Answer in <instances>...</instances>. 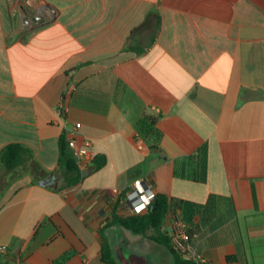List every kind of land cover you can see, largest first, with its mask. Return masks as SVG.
<instances>
[{
    "label": "crops",
    "instance_id": "crops-1",
    "mask_svg": "<svg viewBox=\"0 0 264 264\" xmlns=\"http://www.w3.org/2000/svg\"><path fill=\"white\" fill-rule=\"evenodd\" d=\"M34 1L26 19L0 0V168L18 143L62 175L78 123L106 163L58 192L31 175L0 191V262L106 264L118 199L147 178L193 205L201 262L264 264V0Z\"/></svg>",
    "mask_w": 264,
    "mask_h": 264
},
{
    "label": "trees",
    "instance_id": "trees-1",
    "mask_svg": "<svg viewBox=\"0 0 264 264\" xmlns=\"http://www.w3.org/2000/svg\"><path fill=\"white\" fill-rule=\"evenodd\" d=\"M144 121L155 124L157 118H145ZM60 164L61 173L63 176V186L61 190L69 189L80 184L83 177V170L80 168L77 160L74 157L72 150L69 147L68 139L65 135L62 136L60 143ZM157 147H152V150ZM106 163L105 157H97L93 160L92 166L95 170H99ZM31 175L39 182L43 180L48 173L35 160L32 151L24 145L15 143L6 146L1 153V168H0V191L6 189L12 182L24 176ZM139 176V173H136ZM143 181L147 187L154 189V182L144 178ZM121 194L118 199V205L128 203V192ZM171 202L168 196L156 193L154 200L148 209L140 214L130 213L128 215L113 214L112 223L106 227H117L120 230L129 231L132 235L143 236L153 242L157 249L153 253L159 256L160 251H164L171 256L172 264H209L196 262L191 258L185 257L175 246L172 236L169 232L164 231L163 227L167 216L173 210L175 216H180L187 223V234L189 243L192 241L194 231L193 225L194 207L189 203L178 202L171 208ZM102 259L106 264H121L115 256L114 245L111 239L103 234ZM151 254V255H153ZM3 264H14L13 261H6Z\"/></svg>",
    "mask_w": 264,
    "mask_h": 264
},
{
    "label": "built area",
    "instance_id": "built-area-1",
    "mask_svg": "<svg viewBox=\"0 0 264 264\" xmlns=\"http://www.w3.org/2000/svg\"><path fill=\"white\" fill-rule=\"evenodd\" d=\"M15 1V0H10ZM17 6L21 8L24 7L30 12H37L38 7L35 4L34 0H17ZM20 8V9H21ZM81 128V124H76L75 129L71 132V137L68 138L69 147L72 150L75 159L77 160L80 168L83 170L85 167L90 165L93 161V154L87 147V145L79 146L76 142L75 135L77 130ZM144 181L141 178H138L133 181L131 185V191L127 194L129 199V204L131 206V212L134 214H140L146 209L149 208L152 201L154 200L156 193L144 185ZM174 223L171 226V233L172 239L176 248L185 255L187 258H191L196 262H201V259L197 257L194 249L191 247L189 243V237L186 232L187 230V223L183 221L180 216L174 215ZM7 248L0 247V254H6Z\"/></svg>",
    "mask_w": 264,
    "mask_h": 264
},
{
    "label": "water",
    "instance_id": "water-1",
    "mask_svg": "<svg viewBox=\"0 0 264 264\" xmlns=\"http://www.w3.org/2000/svg\"><path fill=\"white\" fill-rule=\"evenodd\" d=\"M22 13L28 19L30 14L33 12L28 11L24 7L21 8ZM42 17L37 16L35 17L36 21H40ZM87 175V171H83V177ZM41 185L49 188L52 191H60L63 186V176L61 174H51L47 178L41 181ZM146 186V183H144ZM127 241L122 240L118 242L116 240V245H115V256L118 259V261L121 264H156L154 260H152L149 256H140L134 252L129 251L126 246H127ZM0 264H2L0 262Z\"/></svg>",
    "mask_w": 264,
    "mask_h": 264
},
{
    "label": "rangeland",
    "instance_id": "rangeland-1",
    "mask_svg": "<svg viewBox=\"0 0 264 264\" xmlns=\"http://www.w3.org/2000/svg\"><path fill=\"white\" fill-rule=\"evenodd\" d=\"M114 228L115 227L108 228L109 238L114 244H116V240L118 242L126 240L128 243L126 248L129 251L134 252L140 256H149L152 260L156 262V264H158L159 260H162V258L160 259V256L163 257L162 255L157 256L153 254L156 252L157 249L156 245L153 242L143 236H135L128 231H119Z\"/></svg>",
    "mask_w": 264,
    "mask_h": 264
}]
</instances>
